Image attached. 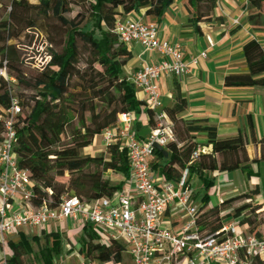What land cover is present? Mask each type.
<instances>
[{
	"label": "trees",
	"instance_id": "1",
	"mask_svg": "<svg viewBox=\"0 0 264 264\" xmlns=\"http://www.w3.org/2000/svg\"><path fill=\"white\" fill-rule=\"evenodd\" d=\"M174 0H0V9L7 10V20L0 25L5 34L0 46V70L5 69L7 79L0 77V117L16 99L20 113L16 116L17 134L14 153L19 169L29 172L32 182L31 203L40 207L46 203L56 208L64 197H77L91 201L111 198L123 189L128 177L125 150L120 141L107 147L98 156H82L80 151L88 148L97 136L116 125L120 114L131 112L134 121L144 106L136 98V89L124 73V67L132 56L127 47L118 42L114 28L121 15L139 14L160 22ZM217 0H186L190 15L189 25L200 33L199 23L219 21L213 15ZM248 19L256 23L264 13V0H249ZM81 11L73 18L72 7ZM46 35L50 46L49 60L39 76L27 77L12 66L18 59L13 57V47L7 42L19 38L24 29H37ZM46 21V23H44ZM91 27L88 28V25ZM246 74L227 76V88L264 89V49L251 40L243 46ZM24 91L34 93L24 97L14 93L11 81ZM184 96L176 91L174 103L164 108L170 122L173 141L165 148L167 156L154 150L152 170L166 181L176 182L181 172L187 169L189 177L201 180L204 194L198 211L197 226L205 236L217 233L229 220L236 221L247 233L255 237L264 235V206L254 205L258 188L221 200L208 207V191L214 179L206 175L214 172L232 173L237 170L249 175L250 164L264 162V136L257 140L254 125L248 118V131L252 144L261 148L259 159L250 160L247 152V137L242 131L221 138L217 127L206 119L183 120L178 116L187 110ZM146 111V110H145ZM149 114V126H154L153 114ZM140 126L132 125L133 135L143 140ZM3 123L0 119V141ZM204 138L205 142H198ZM199 153L190 164L191 156ZM111 172L124 178L113 184L105 173ZM65 179V180H64ZM234 203H239L233 207ZM261 228V229H260ZM9 239V256L5 264H28L25 251L30 245L22 234ZM45 244L55 245V257L61 253L59 233L40 232ZM76 250L87 264H122L126 257L125 245L113 241L101 242V230L85 223L81 226V238ZM253 264H264L256 258Z\"/></svg>",
	"mask_w": 264,
	"mask_h": 264
},
{
	"label": "built area",
	"instance_id": "2",
	"mask_svg": "<svg viewBox=\"0 0 264 264\" xmlns=\"http://www.w3.org/2000/svg\"><path fill=\"white\" fill-rule=\"evenodd\" d=\"M20 1V0H13ZM249 0H245L248 4ZM236 24L237 21H234ZM114 34L119 43L129 47L139 45L161 57L157 64H145L127 77L136 90L145 95L144 106L153 114L154 126L148 136L137 139L132 133L134 116L125 112L118 116L113 128L105 129L101 142L105 147L120 141L128 164L126 187L111 198L91 201L64 197L56 208L46 203L35 207L31 203L32 182L28 171L19 169L14 153L16 144L15 121L20 113L16 99L11 100L3 117V135L0 141V264H5L6 240L22 228L45 230L51 223L70 220L75 224H91L101 230V242H121L126 248L128 264H253L264 257V235L255 237L236 221L224 225L217 233L205 236L199 231V208L191 204L192 188L187 169L178 181H166L151 168L154 159L153 144L162 148L173 141L170 122L163 110L159 79L173 75L180 79L188 74L178 43L161 41L155 23L144 15L129 14L118 20ZM209 45L212 46L211 41ZM205 53L193 58L197 65ZM45 58L42 68L48 62ZM5 79V69L0 70ZM202 148L194 152L190 164ZM170 206L180 209L186 218L178 232H173L162 217ZM82 264H87L84 260ZM110 264V263H108Z\"/></svg>",
	"mask_w": 264,
	"mask_h": 264
},
{
	"label": "crops",
	"instance_id": "3",
	"mask_svg": "<svg viewBox=\"0 0 264 264\" xmlns=\"http://www.w3.org/2000/svg\"><path fill=\"white\" fill-rule=\"evenodd\" d=\"M185 3L186 0H174L160 22L146 17L145 10L139 11V15H144L146 21L156 24L158 38L161 41L178 43L181 46L183 60L188 64V74L182 78L177 79L173 75H164L159 79L158 86L163 109L173 105L176 91H179L188 103L187 110L178 116L180 119H206L217 127L218 135L221 138L233 136L237 131H242L247 137L246 152L249 159H259L261 148L250 141L248 118L250 117L254 125L256 139H261L264 136V89L227 88L224 86V79L227 76L246 74L243 46L247 42L254 40L264 49V13L258 17L256 23H253L248 19V5L245 0H217L213 15L221 20L199 23L200 33H196L188 23L190 15L186 10ZM128 17L129 14L121 15L119 20H125ZM234 21L237 23L235 24ZM208 40L211 41L212 46L209 45ZM127 50L132 56L124 67L127 77L145 64H157L162 61L161 57L144 50L139 45H131L127 47ZM200 53H205L206 57L200 58L197 65L192 64V59ZM136 91V98L144 103L145 95ZM145 110L147 111L143 106L141 113L132 124L133 126L135 123L139 124V134L144 139L152 129L149 126V114ZM95 139L91 146L83 151L90 150L91 152L96 144ZM198 142L204 143L205 140L199 138ZM90 152L86 155L94 156ZM103 152L104 149L96 153ZM206 176L214 179L212 187L214 193L212 188L208 191V207L216 206L221 200L247 193L254 188H258L259 193L254 197L253 204L264 206L263 161L251 163L248 176L241 170L232 173L214 172ZM109 180L113 184H117L124 178L112 173ZM190 184L192 188L191 204L199 208L202 204L199 199L204 194L201 180L196 176H191ZM198 186L201 189L199 188L195 192L194 187ZM125 187L126 182L123 189ZM162 220L171 227L173 232H178L186 218L180 209L170 206ZM52 225L54 226L52 227ZM82 225L83 223L75 224L70 220H63L60 223L49 224L42 231L47 234L59 233L63 239L64 234H71L74 229L80 231ZM69 227L73 229L70 230ZM19 233L20 231L10 237ZM64 251L62 245L61 253L56 257L57 264H82L84 261L76 249H73L71 253H64ZM126 259L128 260L127 257Z\"/></svg>",
	"mask_w": 264,
	"mask_h": 264
},
{
	"label": "rangeland",
	"instance_id": "4",
	"mask_svg": "<svg viewBox=\"0 0 264 264\" xmlns=\"http://www.w3.org/2000/svg\"><path fill=\"white\" fill-rule=\"evenodd\" d=\"M31 4H37L39 0H29ZM81 10L77 6L72 7V13L69 14L67 17L69 19L73 18L78 12ZM7 10L0 9V25L3 21L7 20ZM37 29H24L19 38L12 39L7 42L8 45H11L13 47V57L18 59V62H13L12 66L15 69H19L24 73L27 77L32 76H39L40 72L42 71V64L45 62V58L49 56L50 52V46L47 42L46 35L41 31L39 26H43V21L37 20ZM46 23V21H44ZM91 27V24L88 25V28ZM5 37V34L1 31L0 27V46L3 45L4 41L3 38ZM1 60V57H0ZM5 76L7 77V74L5 72ZM2 77V76H0ZM5 79L4 77H2ZM11 81V89L14 93H18L20 95H23L24 97L33 96L34 93L30 91H24L16 86H13V81ZM95 146L92 148V151L86 150L80 151V154L82 156H85L88 152H90L94 156H98L102 153H96L99 150L104 149L100 140V136H97L95 139ZM153 162V161H152ZM107 178L112 177L111 172H107L104 175ZM65 180V179H64ZM192 184V183H191ZM201 189V187H194V191L197 192ZM203 188V187H202ZM211 189V188H210ZM203 190V189H202ZM212 192L214 193V190L212 188ZM203 196V195H202ZM202 198V197H201ZM199 199V201L201 200ZM199 202L197 203V205ZM239 203H234L233 207H237ZM200 208V206H199ZM232 220H229L226 222L225 225L232 223ZM54 225H52L53 227ZM72 227V226H71ZM70 228L73 229V228ZM261 229V228H260ZM20 233L22 234V237L24 240L28 242V244L31 246L30 249L25 251V259L28 261V264H57L55 257V245L53 243L49 242V244H45L42 239L34 242V237L40 238V231L34 230V229H28V228H22L20 230ZM17 236V235H16ZM14 237H9L6 242L8 244L9 239H14L15 242L18 241V239ZM81 238V229L80 231L78 229H74L71 234H64L63 239H61V245L64 246V253H71L73 249H76V245L78 244L79 240ZM1 256V253H0ZM6 256H9V250L8 246L6 248ZM77 264V263H74ZM122 264H128V260L124 259V262Z\"/></svg>",
	"mask_w": 264,
	"mask_h": 264
},
{
	"label": "water",
	"instance_id": "5",
	"mask_svg": "<svg viewBox=\"0 0 264 264\" xmlns=\"http://www.w3.org/2000/svg\"><path fill=\"white\" fill-rule=\"evenodd\" d=\"M153 148H154L157 152L162 153V154L164 155V157L167 156V151H166L164 148L160 147L159 145H157V144H153Z\"/></svg>",
	"mask_w": 264,
	"mask_h": 264
}]
</instances>
